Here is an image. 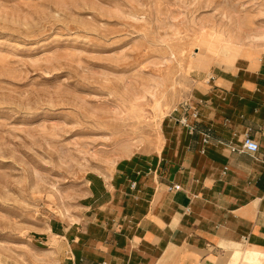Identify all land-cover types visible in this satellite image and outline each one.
<instances>
[{"label":"rangeland","instance_id":"rangeland-1","mask_svg":"<svg viewBox=\"0 0 264 264\" xmlns=\"http://www.w3.org/2000/svg\"><path fill=\"white\" fill-rule=\"evenodd\" d=\"M248 52L264 0H0V264H46L38 235L90 176L154 156L194 86Z\"/></svg>","mask_w":264,"mask_h":264},{"label":"crops","instance_id":"crops-1","mask_svg":"<svg viewBox=\"0 0 264 264\" xmlns=\"http://www.w3.org/2000/svg\"><path fill=\"white\" fill-rule=\"evenodd\" d=\"M188 100L196 130L180 107L154 156L90 176L74 218L50 220L38 235L46 264H232L234 250L264 252V54L213 72ZM246 134L258 152L241 150Z\"/></svg>","mask_w":264,"mask_h":264},{"label":"built area","instance_id":"built-area-1","mask_svg":"<svg viewBox=\"0 0 264 264\" xmlns=\"http://www.w3.org/2000/svg\"><path fill=\"white\" fill-rule=\"evenodd\" d=\"M185 112V115L182 116L179 119V122L182 123L183 125L187 126L190 130H196V126L195 124H193L189 118L187 117V113L189 110H191V117L195 120V121H199L200 119V111L198 108L192 106L191 104H189L188 102L182 104L181 106ZM203 141L205 144L211 143L212 141V134L211 131L205 130L204 132V138ZM242 151H247V152H251V153H256L260 150V144L259 142L254 139L253 137H251V135L246 134L245 138L243 139L242 142V147H241ZM205 150H203L204 152ZM227 170V168L225 169V171ZM182 189V186L180 184H173L171 186H169V190L170 191H179ZM98 264H112L109 263L107 261H102Z\"/></svg>","mask_w":264,"mask_h":264},{"label":"bare ground","instance_id":"bare-ground-1","mask_svg":"<svg viewBox=\"0 0 264 264\" xmlns=\"http://www.w3.org/2000/svg\"><path fill=\"white\" fill-rule=\"evenodd\" d=\"M242 8V7H240ZM237 10V9H236ZM246 13V12H245ZM247 15V14H246ZM245 16V15H244ZM245 20L247 19L244 17ZM252 20V19H251ZM244 21V20H243ZM242 21V22H243ZM247 22V21H246ZM250 24V23H249ZM255 25V24H254ZM250 26V25H249ZM244 27V26H243ZM248 29V28H247ZM214 32V31H213ZM256 34V33H255ZM245 35V34H244ZM254 37V36H253ZM258 40V39H257ZM238 54H235L231 62L232 64L235 63ZM264 259V252L257 249H247V250H234L231 257L232 264H261Z\"/></svg>","mask_w":264,"mask_h":264}]
</instances>
